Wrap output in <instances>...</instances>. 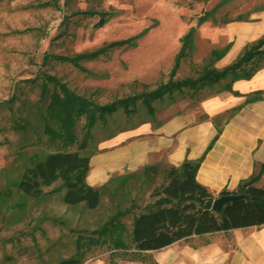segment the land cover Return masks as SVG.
Wrapping results in <instances>:
<instances>
[{
  "label": "rangeland",
  "instance_id": "rangeland-1",
  "mask_svg": "<svg viewBox=\"0 0 264 264\" xmlns=\"http://www.w3.org/2000/svg\"><path fill=\"white\" fill-rule=\"evenodd\" d=\"M261 6L264 0H0V264H56L67 254L76 255L75 264H162L156 257L159 248L130 255L99 237L98 215L110 204L105 194L98 204L88 206L82 199L62 197L65 184L60 177L41 182L38 192L16 186V176L35 151L76 146L86 125L85 115L77 114L76 138L68 143L50 140L44 130L36 136L32 123L40 118L33 112V101L44 80L53 82L46 71L98 100L151 86L168 76L181 33L190 24L193 44L185 45L173 75L196 74L209 62V48L226 40L223 21L237 13L249 16L251 9ZM101 10L106 16L97 23ZM138 30L132 40L77 61L55 54ZM218 82L165 90L151 99L153 113L139 97L130 112L119 104L96 117L80 149L91 154L106 137L122 135L125 125L142 117L154 125L163 123ZM147 190L134 187L131 192L142 200ZM122 216L129 223L130 211Z\"/></svg>",
  "mask_w": 264,
  "mask_h": 264
},
{
  "label": "trees",
  "instance_id": "trees-1",
  "mask_svg": "<svg viewBox=\"0 0 264 264\" xmlns=\"http://www.w3.org/2000/svg\"><path fill=\"white\" fill-rule=\"evenodd\" d=\"M105 16L106 11L101 10L96 22L100 23ZM235 16L242 15L237 13ZM202 17L203 14H199L198 18ZM140 30L111 37L97 45L71 53L55 52V54L77 61L80 56L93 55L110 45L132 40ZM180 38V46L175 51L166 78L158 80L151 86L116 94L105 100H98L77 91L53 72L46 71V76L53 79V82L49 85L44 80L40 94L33 101V112L40 118V122L32 123L34 135L38 136L41 130H44L50 140L56 139V143H68L76 138L73 120L79 113L85 115V129L77 138V145L74 147L57 146L41 153L35 151L34 158L22 166L15 178L16 186L22 190L38 192L41 182L60 177L65 184L62 197L68 201L82 199L88 206L98 204L105 194L110 204L98 215L95 228L101 239L113 246H121L124 250L130 251V255H137L142 248L156 247L193 231L226 228L248 222L259 223L264 220V184L254 180L264 167V159L260 161L257 170L241 176L235 187L229 188L223 185L216 191L241 190L239 195L225 199L219 208L210 205L211 198L216 192L195 174L205 149L211 144L223 122L241 102L230 104L209 114L215 124V131L203 150L195 156L184 153L177 162L165 156L146 160L137 167L125 166L119 171L109 173L98 183H93L85 177L90 164V153L81 150L80 147L87 143L89 126L97 116H104L105 112L112 111L119 104L126 112H130L137 108L138 97L150 113H153L154 104L151 99L165 90L186 83L204 84L215 81L219 82L214 89L231 86L233 77L249 75L257 65L264 62V30H262L246 39L234 56L223 64L218 65L215 59L225 51L230 39L220 44H213L209 48V62L203 63L196 74L174 76L173 73L185 45L193 44V24L181 33ZM263 89L264 86H257L249 90L244 99L261 96ZM42 103L44 108H40ZM201 115H207V112H202ZM129 125L131 124L125 126ZM134 187L140 191L146 187L147 197L138 199L137 192H131ZM127 211L131 214L129 223L122 216ZM129 244L130 248H128ZM75 258V254L62 255L56 264H75Z\"/></svg>",
  "mask_w": 264,
  "mask_h": 264
},
{
  "label": "crops",
  "instance_id": "crops-1",
  "mask_svg": "<svg viewBox=\"0 0 264 264\" xmlns=\"http://www.w3.org/2000/svg\"><path fill=\"white\" fill-rule=\"evenodd\" d=\"M222 28L230 43L215 59L217 64L228 61L246 39L264 30V6L251 9L249 16H230ZM257 86H264V62L249 75L233 77L231 86L202 95L163 123L141 119L125 126L122 135L106 137L91 152L86 179L97 183L124 166L137 167L161 156L175 162L184 153L195 156L215 131L209 114L241 102L223 122L195 171L214 192L223 185L235 187L241 176L257 170L264 159V89L261 96L244 99ZM254 180L264 184V167ZM156 248L162 264H264V220L193 231Z\"/></svg>",
  "mask_w": 264,
  "mask_h": 264
},
{
  "label": "water",
  "instance_id": "water-1",
  "mask_svg": "<svg viewBox=\"0 0 264 264\" xmlns=\"http://www.w3.org/2000/svg\"><path fill=\"white\" fill-rule=\"evenodd\" d=\"M241 193V190H222L219 192H216L210 201V205L215 207V208H219L221 203L231 197V196H236L239 195Z\"/></svg>",
  "mask_w": 264,
  "mask_h": 264
}]
</instances>
